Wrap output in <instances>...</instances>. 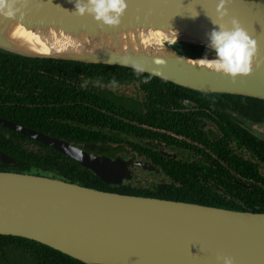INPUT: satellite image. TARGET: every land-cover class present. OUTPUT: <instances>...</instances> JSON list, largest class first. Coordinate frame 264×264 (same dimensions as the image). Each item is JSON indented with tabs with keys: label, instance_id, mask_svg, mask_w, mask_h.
Wrapping results in <instances>:
<instances>
[{
	"label": "water",
	"instance_id": "obj_1",
	"mask_svg": "<svg viewBox=\"0 0 264 264\" xmlns=\"http://www.w3.org/2000/svg\"><path fill=\"white\" fill-rule=\"evenodd\" d=\"M218 2L126 0L120 24L105 26L87 14L75 15V0H19L13 17L0 14V50L131 70L141 64L144 74L188 90L264 100V0H231L223 21L237 18L257 40L253 63L260 66L250 75L232 80L188 60L213 54L187 57L173 48L176 35L175 44L210 50ZM161 56L165 64H155ZM0 126L67 156L107 186L130 179L120 159L87 153L2 118ZM0 163L15 160L0 152ZM0 235L35 241L83 264H222L217 256H230L234 264H264V213L122 195L8 171H0Z\"/></svg>",
	"mask_w": 264,
	"mask_h": 264
},
{
	"label": "flooded vegetation",
	"instance_id": "obj_2",
	"mask_svg": "<svg viewBox=\"0 0 264 264\" xmlns=\"http://www.w3.org/2000/svg\"><path fill=\"white\" fill-rule=\"evenodd\" d=\"M81 69L68 78L78 99L71 104L95 112L57 113L51 130L87 153L127 163L130 179L118 187L153 196L168 193L175 177L189 185L223 176L243 187L251 183L247 176L264 178V100L187 94L161 84L160 95L151 96L137 75Z\"/></svg>",
	"mask_w": 264,
	"mask_h": 264
},
{
	"label": "trees",
	"instance_id": "obj_3",
	"mask_svg": "<svg viewBox=\"0 0 264 264\" xmlns=\"http://www.w3.org/2000/svg\"><path fill=\"white\" fill-rule=\"evenodd\" d=\"M173 48L187 57H203L212 54L208 49L188 44L177 43L173 45ZM77 67L83 68L79 72H88L90 68L96 74H110L112 71L114 74L137 75L134 70L122 67L32 59L0 50V118L60 140L65 139L51 130L57 122V113L74 111V107L83 110L92 109L95 112L93 108H88L82 103L71 104L78 99L73 98L74 94L71 92L73 85L68 82V78L70 74H75ZM94 73L90 75H95ZM137 78L140 85L151 96L160 95L156 88L157 84H161L163 88L167 86L175 91L191 93L185 88L144 73ZM146 78L148 83H142V80ZM221 96L253 99L238 95ZM0 152L15 160V164L0 163V171L51 177L122 195L153 197L228 210L264 213V188L258 185L264 186L262 177L247 176L246 179L251 180L247 187L231 184L223 176L204 177L202 182L193 179L189 185L185 183L184 178L175 177L172 179L178 183L170 184L168 193L152 196L144 195L128 186H107L91 171L81 167L67 156L2 126H0ZM0 264L83 263L35 241L0 235Z\"/></svg>",
	"mask_w": 264,
	"mask_h": 264
},
{
	"label": "clouds",
	"instance_id": "obj_4",
	"mask_svg": "<svg viewBox=\"0 0 264 264\" xmlns=\"http://www.w3.org/2000/svg\"><path fill=\"white\" fill-rule=\"evenodd\" d=\"M17 2L19 0H0V14L5 17H13L20 11V9L13 6ZM230 2L231 0H219L215 10L216 20H212V23L218 26L208 34V48L214 58L187 59L196 61L197 65L194 66L226 75L235 80L238 76L246 77L250 75L255 69L259 68L260 63H253L258 55L257 40L249 35L247 30L241 26L239 20L232 17L227 23L223 22L224 18L228 16L226 5ZM127 6L126 0H75L73 13L77 16L87 14L105 26H118ZM175 43L176 35L174 38ZM165 62L166 58L163 56L154 59V63L157 65H164ZM133 67L137 76L145 71L144 66L141 64H135ZM142 83H148V79L142 80ZM112 84L115 85L114 80ZM71 151L79 154L78 149H71ZM217 260L222 261V264H234V259L230 256H217Z\"/></svg>",
	"mask_w": 264,
	"mask_h": 264
},
{
	"label": "rangeland",
	"instance_id": "obj_5",
	"mask_svg": "<svg viewBox=\"0 0 264 264\" xmlns=\"http://www.w3.org/2000/svg\"><path fill=\"white\" fill-rule=\"evenodd\" d=\"M138 192V191H137Z\"/></svg>",
	"mask_w": 264,
	"mask_h": 264
}]
</instances>
